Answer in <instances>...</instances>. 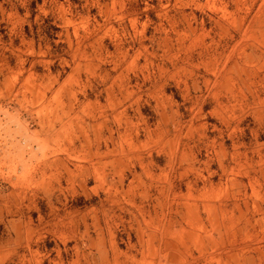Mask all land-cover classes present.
I'll return each instance as SVG.
<instances>
[{"label":"rangeland","instance_id":"1","mask_svg":"<svg viewBox=\"0 0 264 264\" xmlns=\"http://www.w3.org/2000/svg\"><path fill=\"white\" fill-rule=\"evenodd\" d=\"M0 264H264V0H0Z\"/></svg>","mask_w":264,"mask_h":264}]
</instances>
